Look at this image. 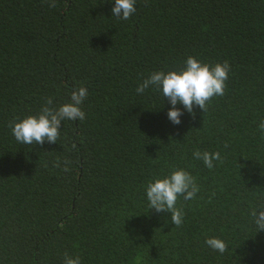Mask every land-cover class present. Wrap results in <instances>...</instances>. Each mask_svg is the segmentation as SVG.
Here are the masks:
<instances>
[{"label":"trees","instance_id":"1","mask_svg":"<svg viewBox=\"0 0 264 264\" xmlns=\"http://www.w3.org/2000/svg\"><path fill=\"white\" fill-rule=\"evenodd\" d=\"M56 3L0 0V264H62L66 251L82 264H264L251 217L264 205V0H136L128 20L114 0ZM189 55L228 61L225 94L194 115L177 104L173 124L162 91L136 88ZM81 85L84 120H64L56 143L16 141L9 121ZM196 150L221 160L209 169ZM175 169L199 187L178 197L179 227L146 196Z\"/></svg>","mask_w":264,"mask_h":264},{"label":"clouds","instance_id":"2","mask_svg":"<svg viewBox=\"0 0 264 264\" xmlns=\"http://www.w3.org/2000/svg\"><path fill=\"white\" fill-rule=\"evenodd\" d=\"M49 8L57 6L56 0H46ZM136 0H114L111 9L112 16L117 19L128 20L136 12ZM230 65L228 61L210 65L189 55L184 61V67L180 70L153 71L138 85L136 92L143 94L146 89L154 86L156 91H162L172 107L168 110V119L173 124H180L182 111L176 107L182 104L188 113L193 114L194 106H199L203 112L207 111L208 102L216 96H223L226 89V81ZM88 90L81 85L75 88L70 100L58 107L53 106V98L45 97L39 112L35 115H27L24 118H14L9 121V128L16 141L20 144L42 145L45 141L56 143L60 136L61 123L64 120H84L85 112L81 105L87 98ZM258 128L264 134V120H261ZM228 145L225 144V147ZM193 157L202 160L204 165L212 169L213 161L221 160L220 153L201 152L196 150ZM70 160L63 161V170L69 171ZM61 162L57 160L55 166ZM199 191L195 178L184 169H175L163 178H155L146 185V196L149 201V209L157 212L170 213L171 222L176 227L183 223L184 213L176 207L178 197L184 200L194 199ZM251 217L259 229L264 230V205L251 210ZM205 243L211 249L224 254L228 250L227 243L216 237L207 238ZM62 264H82L79 255L72 256L67 251L63 255Z\"/></svg>","mask_w":264,"mask_h":264}]
</instances>
